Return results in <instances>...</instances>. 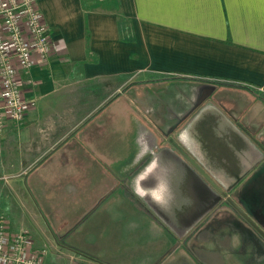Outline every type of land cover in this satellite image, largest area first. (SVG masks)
I'll list each match as a JSON object with an SVG mask.
<instances>
[{"label":"crops","instance_id":"1","mask_svg":"<svg viewBox=\"0 0 264 264\" xmlns=\"http://www.w3.org/2000/svg\"><path fill=\"white\" fill-rule=\"evenodd\" d=\"M37 5L57 50L19 71L37 106L0 191L40 238L69 264H264V0Z\"/></svg>","mask_w":264,"mask_h":264},{"label":"built area","instance_id":"2","mask_svg":"<svg viewBox=\"0 0 264 264\" xmlns=\"http://www.w3.org/2000/svg\"><path fill=\"white\" fill-rule=\"evenodd\" d=\"M38 0H0V138L9 122L22 123L37 106L21 86V70L48 64L56 50ZM27 228L13 232L0 211V264H46V248L36 247Z\"/></svg>","mask_w":264,"mask_h":264},{"label":"rangeland","instance_id":"3","mask_svg":"<svg viewBox=\"0 0 264 264\" xmlns=\"http://www.w3.org/2000/svg\"><path fill=\"white\" fill-rule=\"evenodd\" d=\"M1 140L2 139H0V142ZM2 169L3 168L0 167L1 177L3 175ZM241 191L242 190H240L239 192ZM1 206L6 211L5 215H6V218H8L9 220L10 227L12 226L13 229L14 228L16 229L17 227H21L18 224L30 227L29 231L31 232L32 237L36 239L37 243H41L42 245L44 244V247L47 250L46 264H67V263L69 264L70 262H72L71 259L63 255L66 252L64 247H61L58 244H56L55 246L54 243L50 241L47 242L46 240H43L40 238L38 232L34 230L35 228L34 220H33L31 211L29 209L27 210V206L24 205L22 201L18 200L14 195H10V193H8L7 191V188H5L3 191L1 189L0 191V207Z\"/></svg>","mask_w":264,"mask_h":264},{"label":"water","instance_id":"4","mask_svg":"<svg viewBox=\"0 0 264 264\" xmlns=\"http://www.w3.org/2000/svg\"><path fill=\"white\" fill-rule=\"evenodd\" d=\"M198 169V171H200L201 173H203L204 175H205V173L202 171V170H200V168H197ZM206 176V175H205ZM209 179V178H208ZM252 224L255 226V228L260 232V234H262L263 236H264V232L256 225V224H254L253 222H252Z\"/></svg>","mask_w":264,"mask_h":264}]
</instances>
